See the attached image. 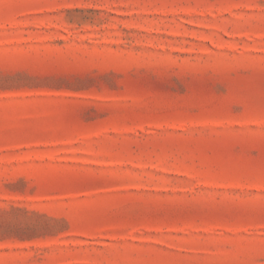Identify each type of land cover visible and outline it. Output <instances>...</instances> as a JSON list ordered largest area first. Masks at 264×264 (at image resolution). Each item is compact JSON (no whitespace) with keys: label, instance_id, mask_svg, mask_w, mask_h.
<instances>
[{"label":"rangeland","instance_id":"rangeland-1","mask_svg":"<svg viewBox=\"0 0 264 264\" xmlns=\"http://www.w3.org/2000/svg\"><path fill=\"white\" fill-rule=\"evenodd\" d=\"M0 264H264V0H0Z\"/></svg>","mask_w":264,"mask_h":264}]
</instances>
